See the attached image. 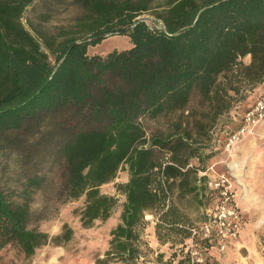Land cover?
Here are the masks:
<instances>
[{
  "label": "trees",
  "instance_id": "16d2710c",
  "mask_svg": "<svg viewBox=\"0 0 264 264\" xmlns=\"http://www.w3.org/2000/svg\"><path fill=\"white\" fill-rule=\"evenodd\" d=\"M80 1L85 15L57 36L24 24L36 0H0V143L60 118L64 202L85 199V228L121 208L97 264H145L149 215L160 243L183 248L163 263L191 264L188 241L204 220L196 223L188 204L205 212L219 197L200 173L220 153L222 134L241 128L255 105L246 101L264 85V0ZM145 14L154 20L140 19ZM114 35L129 36L132 47L88 54ZM122 171L128 181L115 186L122 199L102 193ZM42 183L0 186V264L9 247L30 262L41 248L72 240L68 225L53 237L30 228ZM194 243L203 259L197 264H216L208 253L214 242L199 236Z\"/></svg>",
  "mask_w": 264,
  "mask_h": 264
},
{
  "label": "rangeland",
  "instance_id": "374dc122",
  "mask_svg": "<svg viewBox=\"0 0 264 264\" xmlns=\"http://www.w3.org/2000/svg\"><path fill=\"white\" fill-rule=\"evenodd\" d=\"M84 15L80 0H36L34 5L25 12L23 22L35 35H37L36 31H40L58 36L61 28H74L78 18ZM140 19L152 22L154 17L145 14ZM131 47L132 42L129 36L114 35L105 38L95 46H90L88 54L90 56L107 55L116 50L124 51ZM245 62L249 63L250 59L246 58ZM259 89L249 96L246 101L247 106L252 105L259 96L264 95V85ZM59 119L51 121L50 118H44L34 122L23 131L15 135L10 134L6 141L0 143V186L7 190H21L28 179L42 178L41 188L33 195L31 202L30 228H38L53 237L61 234L64 226L68 225L74 230L73 238L60 247L51 244L41 248L30 262L25 260L24 254L18 247H9L4 255L7 264H97L99 258H105V253L109 249L111 231L120 221L121 208L118 207L107 222H96L93 227L85 228L80 220V211L84 208L85 199L64 202L62 190L64 179L61 175L64 161L58 153L63 143L58 127ZM238 119L230 125L231 128L239 126L240 119L239 121ZM147 126L157 128L158 125L152 122L147 123ZM227 137L226 133L222 134L221 151L209 164V169L212 168L209 171V179L225 174L232 185L233 199L239 207L240 199L245 201L244 197L247 194L240 183L235 186V177L227 166L234 149L244 140L228 149ZM126 181H128V174L122 171L115 183L103 186L101 191L104 194L116 195L121 200L122 197L115 186ZM252 209L250 218L247 216L246 220L244 219L237 241L228 244L225 251H221L218 243L214 242V246L208 253L216 264H264V226L258 223L259 215L254 216L260 212L256 208ZM239 210L241 212L240 207ZM187 212L196 223L206 219L204 209L197 211L193 205L188 204ZM147 220L148 224L142 233L141 261L145 264H164L163 262L171 261L175 252L183 250L182 246L177 244L172 247L170 244L160 243L155 233L156 218L149 215ZM188 245L191 247L190 243ZM195 249L200 253L199 246L196 245ZM110 264L120 263L111 262Z\"/></svg>",
  "mask_w": 264,
  "mask_h": 264
},
{
  "label": "built area",
  "instance_id": "2783aa9c",
  "mask_svg": "<svg viewBox=\"0 0 264 264\" xmlns=\"http://www.w3.org/2000/svg\"><path fill=\"white\" fill-rule=\"evenodd\" d=\"M263 120L264 97L259 98L254 107L245 114L241 128L237 132L228 135L226 147L228 149L233 148L247 136L252 135L251 126ZM211 169L200 174L209 177ZM208 185L212 189L219 191V197L213 207L206 210L205 221L193 230V237L188 241L191 244V247L188 246L191 264L203 262L200 253L195 249L194 241L196 237L200 236L202 239L217 242L220 250L225 251L228 244L238 240L243 227V217L233 199L232 185L229 178L225 174H222L215 178H210Z\"/></svg>",
  "mask_w": 264,
  "mask_h": 264
},
{
  "label": "crops",
  "instance_id": "0c3cea01",
  "mask_svg": "<svg viewBox=\"0 0 264 264\" xmlns=\"http://www.w3.org/2000/svg\"><path fill=\"white\" fill-rule=\"evenodd\" d=\"M251 130L253 134L234 149L227 167L235 177V186L240 183L247 194L245 201L239 202L243 223L247 216L250 218L252 208H256L260 213L254 216L259 215L258 223L264 226V120L251 126Z\"/></svg>",
  "mask_w": 264,
  "mask_h": 264
}]
</instances>
